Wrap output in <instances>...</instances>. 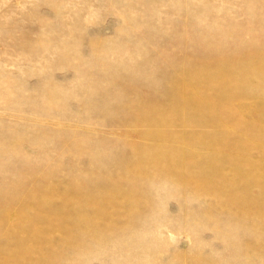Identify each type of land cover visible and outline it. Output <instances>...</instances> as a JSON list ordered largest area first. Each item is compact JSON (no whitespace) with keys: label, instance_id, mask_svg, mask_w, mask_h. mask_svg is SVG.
<instances>
[{"label":"rangeland","instance_id":"obj_1","mask_svg":"<svg viewBox=\"0 0 264 264\" xmlns=\"http://www.w3.org/2000/svg\"><path fill=\"white\" fill-rule=\"evenodd\" d=\"M0 264H264V0H0Z\"/></svg>","mask_w":264,"mask_h":264},{"label":"bare ground","instance_id":"obj_2","mask_svg":"<svg viewBox=\"0 0 264 264\" xmlns=\"http://www.w3.org/2000/svg\"><path fill=\"white\" fill-rule=\"evenodd\" d=\"M185 82H186V81H185ZM189 82H192V81H189ZM183 84H185V83H183ZM178 86H179V85H178ZM178 86H177V87H178ZM179 87H180V86H179ZM199 109H200V108H199Z\"/></svg>","mask_w":264,"mask_h":264}]
</instances>
